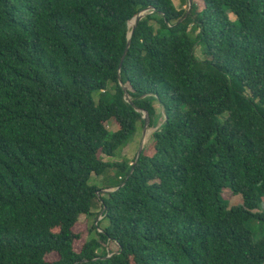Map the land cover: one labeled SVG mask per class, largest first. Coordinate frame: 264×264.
I'll list each match as a JSON object with an SVG mask.
<instances>
[{
  "label": "trees",
  "instance_id": "1",
  "mask_svg": "<svg viewBox=\"0 0 264 264\" xmlns=\"http://www.w3.org/2000/svg\"><path fill=\"white\" fill-rule=\"evenodd\" d=\"M187 13L0 0V264H264V0H193L180 23ZM136 109L161 125L150 146L105 161L144 129ZM110 170L103 197L90 182ZM98 204L97 238L77 251Z\"/></svg>",
  "mask_w": 264,
  "mask_h": 264
},
{
  "label": "rangeland",
  "instance_id": "2",
  "mask_svg": "<svg viewBox=\"0 0 264 264\" xmlns=\"http://www.w3.org/2000/svg\"><path fill=\"white\" fill-rule=\"evenodd\" d=\"M175 6L179 9V10H188L189 9V3L187 0H173ZM230 18L235 21V17L234 15L230 14ZM192 36L196 37L197 36V32H192ZM196 55L198 57V59L203 60L204 56L202 54L201 48H197L196 49ZM95 99L98 102L99 100V94L95 95ZM157 107V112L158 113H162L163 110L159 107ZM163 122V119L160 120V123ZM114 126H116V123L113 122L111 124L108 125L109 129H112ZM143 130L140 128V131L137 132V135L134 139V141L132 142V144L127 147V148H123L121 149L118 154L114 157V158H104L105 161L107 162H121L123 159H128L129 161H133V159L136 157V155L139 152L140 146L142 145L143 141H144V136H143ZM151 137L147 142L146 147H149L151 144ZM115 170H110L106 176L104 177H93V179L90 182L91 186H96L101 190V194L103 197L107 196L108 193L104 192V190H109L108 188L110 186H113L116 184V179L115 177ZM223 197L225 200H227L229 202V207H235L238 205H241L242 202V198L240 196H235L232 192L230 191H225L223 194ZM262 207L264 208V197L262 198ZM94 215L92 217H82L79 225L76 228V232L79 233L81 235V240L77 241L75 243V248L77 251H80L82 245L88 241L89 239L92 238H97L96 232L92 233L90 236H88V232L92 230L94 225H97L98 223H100L103 220V216H102V208L100 207V204H98L95 209L93 210ZM106 223H103V226H105ZM258 226V224H256ZM257 234L260 235V237H263L262 235H264V231H257ZM104 250H108V251H116V247H114L113 245H103L102 249L99 250V254H102V252ZM58 260V256L56 254L51 255L50 257H48V261L50 262H55Z\"/></svg>",
  "mask_w": 264,
  "mask_h": 264
},
{
  "label": "water",
  "instance_id": "3",
  "mask_svg": "<svg viewBox=\"0 0 264 264\" xmlns=\"http://www.w3.org/2000/svg\"><path fill=\"white\" fill-rule=\"evenodd\" d=\"M192 7H193V0H189V9H188V13L187 15L181 20L180 23H182L184 20H186L188 18V16L191 14V10H192ZM154 11L153 8H148L146 10H143L142 12H140L138 15H136L133 20H131L129 22V28H131V32L129 34V37H128V42H127V46H126V50H125V53H124V56L122 58V61H121V65H120V69L119 71H121L122 69V66H123V63L125 61V58L127 57L128 53H129V50L131 48V44H132V37L138 27V24L140 23V21H142L147 15L151 14L152 12ZM120 82H121V77L119 78ZM122 84V83H121ZM122 88L125 92V98L126 100L128 101L129 104H133V100L128 92V89L125 85H122ZM137 112L139 113H142L143 114V119L145 121V125H144V130H143V136H144V141L142 143V145L140 146V149H139V152L137 154V161L140 159L142 153L144 152L145 148H146V145H147V141H146V137L148 135L149 132H151L150 136H152L154 133H156L161 125H159L158 127L156 128H151V118H150V115L148 112L146 111H143L141 109H136ZM112 191H115V190H104V192L106 193H110ZM100 194V193H99Z\"/></svg>",
  "mask_w": 264,
  "mask_h": 264
},
{
  "label": "bare ground",
  "instance_id": "4",
  "mask_svg": "<svg viewBox=\"0 0 264 264\" xmlns=\"http://www.w3.org/2000/svg\"><path fill=\"white\" fill-rule=\"evenodd\" d=\"M150 134L151 132L148 133L147 137H146V141L148 142V140L150 139Z\"/></svg>",
  "mask_w": 264,
  "mask_h": 264
}]
</instances>
